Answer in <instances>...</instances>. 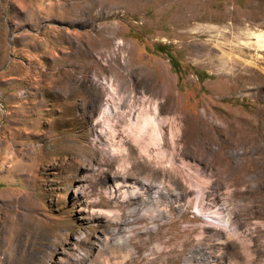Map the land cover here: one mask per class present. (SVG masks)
Listing matches in <instances>:
<instances>
[{
  "label": "rangeland",
  "instance_id": "rangeland-1",
  "mask_svg": "<svg viewBox=\"0 0 264 264\" xmlns=\"http://www.w3.org/2000/svg\"><path fill=\"white\" fill-rule=\"evenodd\" d=\"M252 33L264 36V0H0V264H90L105 251L110 264H264V51ZM128 95L168 100L180 142L169 186L154 184L120 227L116 170L100 176L88 158L107 133L103 106H118L121 134Z\"/></svg>",
  "mask_w": 264,
  "mask_h": 264
},
{
  "label": "bare ground",
  "instance_id": "bare-ground-1",
  "mask_svg": "<svg viewBox=\"0 0 264 264\" xmlns=\"http://www.w3.org/2000/svg\"><path fill=\"white\" fill-rule=\"evenodd\" d=\"M252 35L255 37L256 47L264 51V36L257 33H252ZM111 91L113 93L116 92L115 89H111ZM132 92L134 93V91ZM118 104H120L119 108L123 109L124 114L121 134L115 128L118 120L113 116V109L118 108V106L115 105L113 108L110 106L111 104L104 105L100 114L101 118L106 122L107 133L102 132V135H100L96 131L99 139L96 143L100 145L97 147H102V149L98 154L90 153L88 159L93 161L95 156L99 160L98 172L100 176L105 172H109L112 167L116 170L113 176L115 184L110 190V195L120 192V201L117 202L119 210L113 213L118 215L122 211V214L116 217L113 226L121 227L123 221L129 218H132L133 222L139 220L141 201L151 195L154 184L158 183L157 186L159 188L166 185L169 186V179L172 178V173L175 169L176 145L180 142V139L174 134V132L179 130L177 118L162 115L160 111V108H162L163 113L168 114V100L161 104L158 97L152 96L146 99L145 96H141L138 100L135 96L128 95L120 97ZM211 141V139L206 141L205 138H199L194 140L193 143L210 154H216L217 150L205 147L206 143ZM132 158L133 164L131 166L130 160ZM88 162L91 163L90 161ZM151 163L155 164L156 167L150 168ZM181 165L185 169L186 167L190 170L193 169L184 161L181 162ZM104 167L108 169L105 170ZM130 179H135L137 185L132 186L129 191L130 183L128 180ZM140 185L141 188H139ZM110 213L113 214L112 212ZM128 223L130 222L128 221L126 224ZM107 249H110V253L113 254L114 258L122 255V247L119 245L110 242L107 244ZM105 253L100 252L90 264H99V262L101 264H110V259L105 256ZM88 259L85 255H79L74 261H67L65 264H86ZM8 263L10 264V262ZM151 263H153V260Z\"/></svg>",
  "mask_w": 264,
  "mask_h": 264
}]
</instances>
